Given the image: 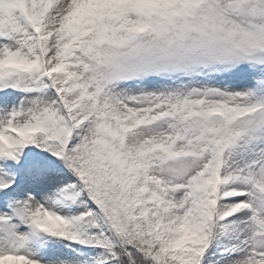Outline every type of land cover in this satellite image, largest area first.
<instances>
[{
  "label": "snow or ice",
  "instance_id": "1",
  "mask_svg": "<svg viewBox=\"0 0 264 264\" xmlns=\"http://www.w3.org/2000/svg\"><path fill=\"white\" fill-rule=\"evenodd\" d=\"M0 264H264V0H0Z\"/></svg>",
  "mask_w": 264,
  "mask_h": 264
}]
</instances>
